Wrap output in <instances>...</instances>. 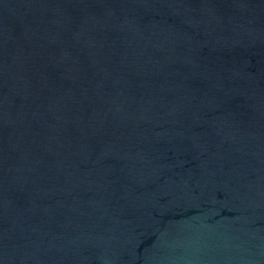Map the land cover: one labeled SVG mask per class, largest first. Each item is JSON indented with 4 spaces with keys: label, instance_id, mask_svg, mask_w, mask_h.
Here are the masks:
<instances>
[{
    "label": "water",
    "instance_id": "95a60500",
    "mask_svg": "<svg viewBox=\"0 0 264 264\" xmlns=\"http://www.w3.org/2000/svg\"><path fill=\"white\" fill-rule=\"evenodd\" d=\"M0 264H264V0H0Z\"/></svg>",
    "mask_w": 264,
    "mask_h": 264
}]
</instances>
